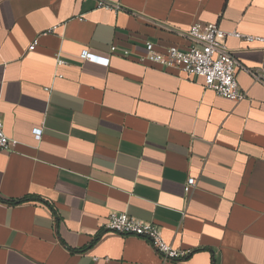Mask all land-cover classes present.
<instances>
[{
  "label": "crops",
  "instance_id": "obj_1",
  "mask_svg": "<svg viewBox=\"0 0 264 264\" xmlns=\"http://www.w3.org/2000/svg\"><path fill=\"white\" fill-rule=\"evenodd\" d=\"M109 1L123 12L0 0V264H264V44L226 39L239 102L137 61L145 42L185 48L194 24L264 39V0ZM111 212L188 256L105 231Z\"/></svg>",
  "mask_w": 264,
  "mask_h": 264
},
{
  "label": "built area",
  "instance_id": "obj_2",
  "mask_svg": "<svg viewBox=\"0 0 264 264\" xmlns=\"http://www.w3.org/2000/svg\"><path fill=\"white\" fill-rule=\"evenodd\" d=\"M78 1L87 3L90 0ZM93 2V10L114 14L123 12L119 4L109 0H93ZM82 17L79 16L78 20L82 21ZM185 38L187 40L185 48L171 46L161 52L156 51L152 43L145 42V54L139 56L137 61L139 63L147 62L165 69L175 68L188 78H201L203 88L213 92L219 98L231 102L243 100L244 94L240 91L236 78L238 64L227 48L226 39L238 38L247 42L258 41L262 44H264V39L241 36L237 32H225L214 24H194L185 33ZM36 46L37 40H34L29 45L28 51H34ZM109 53L116 54V47L112 46ZM129 55L128 52L121 53V56L126 58ZM79 59L103 66L109 65V58L98 56L87 50L81 52ZM64 64L62 60L56 61L58 67ZM41 132V129H34V137L39 139ZM8 147L9 138L6 136L0 121V150L6 151ZM195 183L194 179L189 178L186 182L185 191L189 192L195 187ZM103 229L120 236H133L147 240L163 262H179L188 256V252L175 249L166 243L156 225L137 220L124 213L111 212Z\"/></svg>",
  "mask_w": 264,
  "mask_h": 264
}]
</instances>
